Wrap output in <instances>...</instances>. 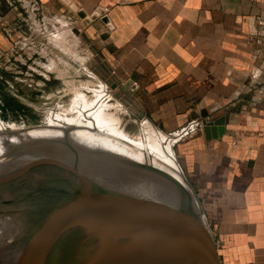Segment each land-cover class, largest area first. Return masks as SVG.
Returning <instances> with one entry per match:
<instances>
[{"label": "crops", "instance_id": "crops-1", "mask_svg": "<svg viewBox=\"0 0 264 264\" xmlns=\"http://www.w3.org/2000/svg\"><path fill=\"white\" fill-rule=\"evenodd\" d=\"M27 1L31 17L42 12L55 34H75L88 58L130 80L159 129L223 118L220 137L207 140L194 125L175 157L220 264H264V0ZM27 1L0 0V22ZM77 12L96 15L83 26Z\"/></svg>", "mask_w": 264, "mask_h": 264}, {"label": "rangeland", "instance_id": "rangeland-1", "mask_svg": "<svg viewBox=\"0 0 264 264\" xmlns=\"http://www.w3.org/2000/svg\"><path fill=\"white\" fill-rule=\"evenodd\" d=\"M28 6L31 8L29 2H21L20 9L11 19L8 17L0 22V126L3 127L0 129V215L7 210V214L12 216L1 227L4 230L0 231V264H8L23 244H28L30 239L33 241L31 235L38 229L57 226L60 219L70 214L72 217L69 220L76 222L81 219L80 214L83 212L80 213L78 209L94 201V195L102 196L103 193L116 196L119 193L129 200L154 201L165 206H170V200L175 201L177 198L174 190L163 179L112 161L99 150L74 146L71 140L67 143L66 139L61 142L66 143L69 146L67 148L53 143V140L34 142L29 146L27 144L30 142H25L22 146L4 148L11 137L7 133L17 131L27 135L38 129L64 124H68L67 127L90 129L92 124L95 125V120L92 122L90 117L95 115L101 124H113L108 134L103 135L123 140L151 154L155 160L163 159L162 154L165 153L164 160L169 162V158L172 159L182 172L175 157L177 139L194 131L193 126H189L168 133L147 118L138 120L114 97L113 92L117 91L118 84L116 90L109 89L87 67L93 55L88 58L86 53L90 50L87 51L85 44H81V38L78 36L80 39L76 40L75 34L69 38L55 34L57 27L54 28L47 20L44 22L45 15L42 12H35V18L31 17ZM77 52L86 57L85 63L76 61L79 58L76 57ZM97 67H100L98 63ZM98 73L101 74V71L98 70ZM196 130L200 129L196 127ZM155 131L160 133L162 144L172 141L168 144L169 151L162 150L161 156L145 151L142 147L150 145L151 140H154L152 136L158 137ZM173 134L176 135V141ZM130 154L137 157V164L142 166L143 160L138 159L140 156L132 152ZM133 156H124L121 160L132 162L127 158ZM145 167L151 165L146 164ZM149 169L164 174L156 167ZM142 176L145 180L140 181L138 178ZM149 179L152 182H146ZM139 188L141 192L136 193ZM21 201L24 204L20 210L17 204ZM209 229L212 228L209 226ZM17 243L21 245L17 246ZM51 243L53 239L46 242L53 248L55 242L53 245Z\"/></svg>", "mask_w": 264, "mask_h": 264}, {"label": "water", "instance_id": "water-1", "mask_svg": "<svg viewBox=\"0 0 264 264\" xmlns=\"http://www.w3.org/2000/svg\"><path fill=\"white\" fill-rule=\"evenodd\" d=\"M98 12L103 13V10ZM77 15L86 26L96 14L91 19L85 18L83 12H77ZM101 21L106 23L107 19ZM87 67L111 90L118 84L114 97L138 120L145 118L133 95L135 85L130 80L121 82L97 56ZM222 124L223 118L203 122L204 138L220 137ZM106 158L163 179L174 190L177 200H170V206H165L154 201L129 200L123 194L94 195V201L78 209L83 212L81 219L69 220L70 214L60 219L57 226L38 229L31 235L33 241L30 239L28 244H23L8 264H220L201 205L185 178L192 196L158 171L110 155ZM52 239L55 242L53 248L46 244ZM19 245L21 243H17Z\"/></svg>", "mask_w": 264, "mask_h": 264}, {"label": "bare ground", "instance_id": "bare-ground-1", "mask_svg": "<svg viewBox=\"0 0 264 264\" xmlns=\"http://www.w3.org/2000/svg\"><path fill=\"white\" fill-rule=\"evenodd\" d=\"M95 77H97L96 75H94ZM98 78V77H97ZM101 82H103L100 78H98ZM104 83V82H103ZM109 89L110 86H108L106 83H104ZM114 94V92H113ZM91 121L93 122V120H95V125H91L89 128H79V127H67L66 125L68 124H64V125H60V127H45L42 128V130L38 131H34L33 133H28L27 135L24 134V132H17V131H13L11 133H7V135H10V140L8 141V143L6 144V146L4 145V148L6 147H18L19 145L22 146L25 142H30V144H27V146L34 144V142H43V141H49V140H53L52 142L55 144H59L61 146H63L64 148L69 147L68 145H66V143H62L61 141H68L67 143H69V141L71 140V142L73 143V145H80L83 146L85 149L89 148V149H93V150H99L102 153H105L107 155L110 156H117V158H125L124 156H133L130 153H134L135 155H138L143 160V164H141L142 166L145 167V165L147 164L148 166L151 165V167H146V168H152V167H156L159 169V171L163 172L165 175L171 177L172 180H174L175 182H177L185 191H187L191 196V191L188 187V185L186 184L185 180H184V176L182 175V172L179 170V167L175 164V162L169 158V162H166L164 160V158L166 159V154H162L163 151L165 150L166 152L169 151V145L171 144V140H169V142H167L166 144H162V142L159 140L160 139V133H158V137L152 136V138L154 140H151L152 142H150V145L145 146V145H141L143 148V150L147 151H151L153 153H155L156 155L161 156L164 155L163 159L162 158H158V160H155V158L148 153H145L141 150H139L138 148H136L135 146H132L130 144H128L127 142L114 138L112 136H105L103 134H108V131L111 129V127L113 126L112 123L109 122H105L104 124H101L100 121L98 120V118L94 115V117H90ZM144 119V118H143ZM141 119V120H143ZM147 121V120H146ZM75 125V124H74ZM65 127V128H64ZM150 127V126H149ZM3 128V127H2ZM0 126V129H2ZM44 129V130H43ZM152 130V129H151ZM154 131V130H153ZM158 131V130H157ZM3 132V131H2ZM155 132H153L155 134ZM150 133V132H149ZM24 134V135H23ZM68 134V135H67ZM153 134V135H154ZM67 135V136H65ZM68 138V140H67ZM137 144V143H136ZM139 145V144H138ZM30 149V148H29ZM33 149V148H32ZM18 151V150H17ZM148 151V152H149ZM150 152V153H151ZM88 153V152H87ZM152 153V154H153ZM173 154V153H172ZM22 155V154H21ZM137 158V157H135ZM133 157L131 158H127V160L132 161L133 163H138L136 161V159ZM51 160V159H50ZM146 160V161H145ZM161 161L165 162L167 165L163 164ZM140 164V163H139ZM4 165V164H2ZM1 165V166H2ZM10 165V164H8ZM66 171V169H65ZM72 171V170H71ZM83 171V170H82ZM83 173V172H82ZM81 173V174H82ZM88 173V172H87ZM66 175V173H64ZM74 174V172L72 173ZM78 174V173H77ZM89 174V173H88ZM60 175V174H59ZM57 176V175H56ZM55 176V177H56ZM67 176V175H66ZM86 176H88L86 174ZM74 177V175H73ZM90 177V176H89ZM85 178V177H84ZM74 179V178H73ZM88 179V178H87ZM90 179V178H89ZM108 179V178H107ZM140 181H142L143 179L145 180V177H140L138 178ZM148 178H146L147 180ZM58 180V179H57ZM63 180V179H62ZM65 180V179H64ZM150 181H146V182H152L151 179H149ZM73 181V180H72ZM62 182V181H61ZM66 182V181H65ZM68 182V181H67ZM82 183V182H81ZM92 183V182H91ZM108 183V182H107ZM64 184V183H63ZM92 185V184H91ZM109 185V184H108ZM62 186V185H61ZM93 186V185H92ZM121 187V186H120ZM131 187V186H130ZM140 187V186H139ZM191 187V186H190ZM138 189V188H137ZM140 189V188H139ZM47 190V189H45ZM111 190V189H110ZM141 192L140 190H137L136 193ZM42 192V191H41ZM53 192V191H52ZM36 193V192H35ZM106 193V192H105ZM108 193V192H107ZM142 193L145 192L142 191ZM32 194V193H31ZM110 194V192H109ZM119 194V193H118ZM121 195V194H120ZM147 195V194H146ZM111 196V195H110ZM170 198V197H169ZM172 198V197H171ZM39 199V198H38ZM149 200L151 198H148ZM147 199V200H148ZM36 201V200H35ZM39 201V200H38ZM24 201H21L20 203H18L17 205L19 206L20 210L21 207L23 206ZM33 202V201H32ZM71 206V204L69 205ZM66 207V206H65ZM27 208V207H26ZM58 208V207H57ZM23 209V208H22ZM47 210V209H46ZM7 210H5L1 215H0V231L4 230L1 227L6 225V223H8V219L11 218L10 215L7 214L6 212ZM29 211V210H28ZM32 211V209H31ZM21 213V212H20ZM24 214V213H23ZM63 214V213H62ZM20 215V214H18ZM22 215V214H21ZM26 215V214H25ZM78 215V214H77ZM14 216V215H13ZM24 216V215H23ZM48 216V215H47ZM58 216V215H57ZM74 216V215H73ZM68 217V216H67ZM72 217V216H71ZM75 217V216H74ZM78 218V217H77ZM40 220V219H39ZM75 220V219H74ZM12 221V220H11ZM37 222V221H36ZM49 223V222H48ZM40 225H43L40 223ZM37 227L39 225H36ZM48 226V225H47ZM41 228V227H40ZM9 232V231H8ZM14 240V239H13ZM4 256V255H3ZM1 259V258H0Z\"/></svg>", "mask_w": 264, "mask_h": 264}, {"label": "built area", "instance_id": "built-area-1", "mask_svg": "<svg viewBox=\"0 0 264 264\" xmlns=\"http://www.w3.org/2000/svg\"><path fill=\"white\" fill-rule=\"evenodd\" d=\"M192 124H190L189 126L191 127V126H197V127H199V126H203V122H201L200 120H195V121H193V122H191ZM189 126H187V127H185V128H188ZM185 128H183L182 130H184ZM177 135H179V134H177Z\"/></svg>", "mask_w": 264, "mask_h": 264}]
</instances>
